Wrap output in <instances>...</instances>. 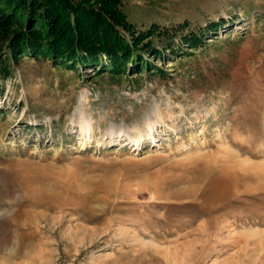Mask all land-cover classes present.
<instances>
[{"label":"rangeland","instance_id":"obj_1","mask_svg":"<svg viewBox=\"0 0 264 264\" xmlns=\"http://www.w3.org/2000/svg\"><path fill=\"white\" fill-rule=\"evenodd\" d=\"M121 2L146 69L0 52V264H264V0Z\"/></svg>","mask_w":264,"mask_h":264},{"label":"trees","instance_id":"obj_2","mask_svg":"<svg viewBox=\"0 0 264 264\" xmlns=\"http://www.w3.org/2000/svg\"><path fill=\"white\" fill-rule=\"evenodd\" d=\"M12 6L24 20L14 23L12 17L0 14V52L7 48L17 59L52 57L72 67L101 64L99 73H116L130 62L146 69L143 53H160L147 39L153 31L137 33L121 0H14ZM190 41L195 45L201 39L193 34Z\"/></svg>","mask_w":264,"mask_h":264},{"label":"bare ground","instance_id":"obj_3","mask_svg":"<svg viewBox=\"0 0 264 264\" xmlns=\"http://www.w3.org/2000/svg\"><path fill=\"white\" fill-rule=\"evenodd\" d=\"M84 128H85V127L82 126V131H84Z\"/></svg>","mask_w":264,"mask_h":264}]
</instances>
